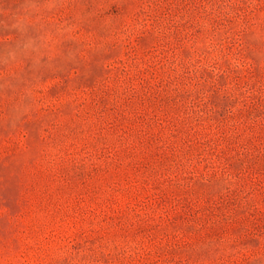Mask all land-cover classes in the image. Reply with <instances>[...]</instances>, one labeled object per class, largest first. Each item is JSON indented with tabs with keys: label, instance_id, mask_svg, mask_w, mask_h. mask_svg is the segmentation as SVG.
<instances>
[{
	"label": "rangeland",
	"instance_id": "obj_1",
	"mask_svg": "<svg viewBox=\"0 0 264 264\" xmlns=\"http://www.w3.org/2000/svg\"><path fill=\"white\" fill-rule=\"evenodd\" d=\"M0 264H264V0H0Z\"/></svg>",
	"mask_w": 264,
	"mask_h": 264
}]
</instances>
